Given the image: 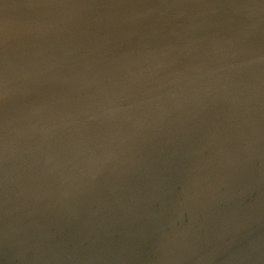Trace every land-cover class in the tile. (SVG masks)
<instances>
[{"label": "water", "instance_id": "1", "mask_svg": "<svg viewBox=\"0 0 264 264\" xmlns=\"http://www.w3.org/2000/svg\"><path fill=\"white\" fill-rule=\"evenodd\" d=\"M0 264H264V0H0Z\"/></svg>", "mask_w": 264, "mask_h": 264}]
</instances>
